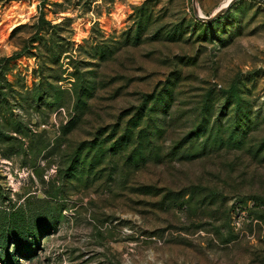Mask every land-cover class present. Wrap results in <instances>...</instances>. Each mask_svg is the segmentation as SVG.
Returning a JSON list of instances; mask_svg holds the SVG:
<instances>
[{
	"label": "rangeland",
	"instance_id": "374dc122",
	"mask_svg": "<svg viewBox=\"0 0 264 264\" xmlns=\"http://www.w3.org/2000/svg\"><path fill=\"white\" fill-rule=\"evenodd\" d=\"M227 1L0 0V264H264V4Z\"/></svg>",
	"mask_w": 264,
	"mask_h": 264
},
{
	"label": "water",
	"instance_id": "95a60500",
	"mask_svg": "<svg viewBox=\"0 0 264 264\" xmlns=\"http://www.w3.org/2000/svg\"><path fill=\"white\" fill-rule=\"evenodd\" d=\"M259 1H261V2L264 4V0H259ZM193 3H194V7H195V9H196V12L198 13V9H197V0H193ZM221 11H222V10L218 11L216 14H214V16L209 17V18L199 16V14H198V17H199V19L204 20V21H206V22H212V21L216 20V19L221 15Z\"/></svg>",
	"mask_w": 264,
	"mask_h": 264
},
{
	"label": "trees",
	"instance_id": "16d2710c",
	"mask_svg": "<svg viewBox=\"0 0 264 264\" xmlns=\"http://www.w3.org/2000/svg\"><path fill=\"white\" fill-rule=\"evenodd\" d=\"M41 23L49 25V22H47V21L44 20V19H41ZM257 205H260V204L258 203Z\"/></svg>",
	"mask_w": 264,
	"mask_h": 264
},
{
	"label": "bare ground",
	"instance_id": "6f19581e",
	"mask_svg": "<svg viewBox=\"0 0 264 264\" xmlns=\"http://www.w3.org/2000/svg\"><path fill=\"white\" fill-rule=\"evenodd\" d=\"M231 0H228L226 3H225V5H224V7H226L227 6V4L230 2ZM200 15H203L202 13H200Z\"/></svg>",
	"mask_w": 264,
	"mask_h": 264
}]
</instances>
